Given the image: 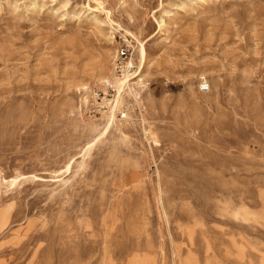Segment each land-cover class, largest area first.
Here are the masks:
<instances>
[{"label": "rangeland", "instance_id": "1", "mask_svg": "<svg viewBox=\"0 0 264 264\" xmlns=\"http://www.w3.org/2000/svg\"><path fill=\"white\" fill-rule=\"evenodd\" d=\"M0 264H264V0H0Z\"/></svg>", "mask_w": 264, "mask_h": 264}, {"label": "built area", "instance_id": "2", "mask_svg": "<svg viewBox=\"0 0 264 264\" xmlns=\"http://www.w3.org/2000/svg\"><path fill=\"white\" fill-rule=\"evenodd\" d=\"M119 51V57L117 61V66H116V72L121 75L124 73L125 67H126V62L130 59L133 49L131 48L130 45L123 44L120 47ZM132 70V69H131Z\"/></svg>", "mask_w": 264, "mask_h": 264}, {"label": "bare ground", "instance_id": "3", "mask_svg": "<svg viewBox=\"0 0 264 264\" xmlns=\"http://www.w3.org/2000/svg\"><path fill=\"white\" fill-rule=\"evenodd\" d=\"M129 62V64L131 63V60L130 61H128ZM134 68V66H132V65H130V67L128 68V70H131V69H133Z\"/></svg>", "mask_w": 264, "mask_h": 264}]
</instances>
